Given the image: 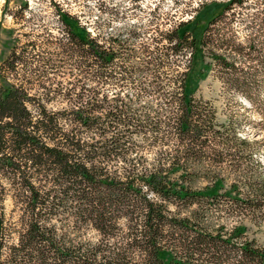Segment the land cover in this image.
<instances>
[{
    "label": "trees",
    "instance_id": "16d2710c",
    "mask_svg": "<svg viewBox=\"0 0 264 264\" xmlns=\"http://www.w3.org/2000/svg\"><path fill=\"white\" fill-rule=\"evenodd\" d=\"M256 1L239 20L242 40L231 20L219 23L247 0H210L163 33L165 45L144 46L145 59L121 33L93 37L78 16L57 10L68 44H59L60 60L77 71L70 88L59 81L64 106L35 108L36 97L0 72V175L22 213L10 243L0 197V264H264V243L247 234L264 225V166L254 157L264 120L240 135L238 112L219 120L195 97L215 70L225 92L264 116V0ZM178 56H186L180 70ZM19 61L11 52L0 69ZM107 83L132 91L108 97ZM85 227L96 240L84 239Z\"/></svg>",
    "mask_w": 264,
    "mask_h": 264
},
{
    "label": "rangeland",
    "instance_id": "374dc122",
    "mask_svg": "<svg viewBox=\"0 0 264 264\" xmlns=\"http://www.w3.org/2000/svg\"><path fill=\"white\" fill-rule=\"evenodd\" d=\"M208 1L210 0H0V64L11 52L14 57L20 59L14 70H6L5 65L1 67L0 72L5 73L10 81L17 85L23 84L26 90L36 97L35 108L44 103L46 108L56 110L64 106L57 97L65 91L64 88L60 89L59 81H63L62 84L69 87L67 81H74V75L77 73L72 66L68 63L62 64L60 60L63 54L59 44H68L66 32L57 16L58 9L61 8L78 16L79 21L86 25L93 37L98 36L99 33H102L104 38L121 33L127 39L128 48L135 50L140 59H145L141 54L144 46L152 48L155 39H159V43L165 45L166 40L159 37L179 21L189 18L202 2ZM23 2H27V8L20 11V5ZM253 2L257 3L256 0H247L249 7L240 9L238 13L237 7L229 9L224 13L225 16L220 18L222 21L219 26L231 20V32L237 35L238 40H242L245 37L246 28L239 20L255 10ZM24 50H27L29 54L23 53ZM26 55L28 57L32 55L40 61L26 64L24 60H31L26 58ZM185 57L178 56L180 62L177 70L183 67ZM63 58L66 59L64 55ZM217 76H219L217 71H208L205 78L199 82L195 97L202 103L212 105L219 120H223L229 111L238 112L244 119L239 123L238 133L250 136L257 130V127L251 124V120L254 122L260 118L264 120V116L250 108L247 97L240 93L225 92ZM257 78L263 80L258 96L264 102V72H259ZM89 85L92 88L97 87V83L92 80L89 81ZM102 89L108 97L114 96L119 91L121 95L132 91L111 83L105 84ZM46 93L52 97V100L44 102L42 97L45 98ZM151 99L149 96L141 101L142 103L150 102ZM257 137H260L259 134L254 136V138ZM254 157L264 166L263 148L257 149ZM146 158L149 161L154 159L152 153H146ZM228 180L229 178L226 179ZM204 183L205 181H197V185ZM0 197L8 226V239L10 243H15L18 231L22 227V213L19 203L13 196V191L2 175H0ZM231 223L226 221L227 225ZM60 225L61 222L57 221V226ZM82 233L85 240L93 241L98 237L95 230L89 227L83 228ZM247 234L253 236L258 243H264V225H250Z\"/></svg>",
    "mask_w": 264,
    "mask_h": 264
}]
</instances>
